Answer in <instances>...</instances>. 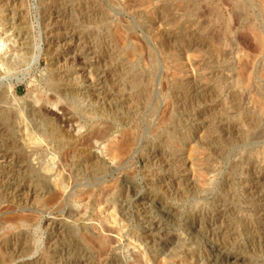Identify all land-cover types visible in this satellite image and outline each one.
<instances>
[{"label":"rangeland","instance_id":"1","mask_svg":"<svg viewBox=\"0 0 264 264\" xmlns=\"http://www.w3.org/2000/svg\"><path fill=\"white\" fill-rule=\"evenodd\" d=\"M200 262L264 264V0H0V264Z\"/></svg>","mask_w":264,"mask_h":264},{"label":"bare ground","instance_id":"2","mask_svg":"<svg viewBox=\"0 0 264 264\" xmlns=\"http://www.w3.org/2000/svg\"><path fill=\"white\" fill-rule=\"evenodd\" d=\"M57 40V39H56ZM21 50V49H20ZM5 60H7V59H5ZM8 61V60H7ZM87 61V60H86ZM6 62V61H5ZM9 62V61H8ZM83 64V63H82ZM16 97V96H15ZM15 99V98H14ZM17 100V99H16ZM25 101V100H24ZM38 101L39 100H35V103H38ZM39 129V128H38ZM37 130V129H36ZM31 131V130H30ZM38 132V131H37ZM32 133H33V131H32ZM42 133V132H41ZM40 136H42V135H40ZM47 136V135H46ZM192 232V231H191ZM110 233V232H109ZM216 253H217V256H220V257H222L223 256V253H222V251L220 250V249H216V251H215ZM224 257V256H223ZM218 259V258H217ZM224 259H225V257H224ZM231 260V259H230ZM209 261V260H208ZM221 261V260H220ZM238 260H235V261H232V262H237ZM194 262V261H193ZM196 262V261H195ZM201 263V262H200ZM223 263V262H222ZM165 264V263H164ZM201 264H203V263H201Z\"/></svg>","mask_w":264,"mask_h":264}]
</instances>
